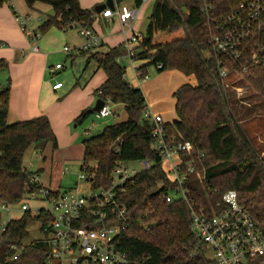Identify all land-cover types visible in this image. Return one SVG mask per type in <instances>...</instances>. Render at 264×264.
Instances as JSON below:
<instances>
[{
  "label": "trees",
  "instance_id": "16d2710c",
  "mask_svg": "<svg viewBox=\"0 0 264 264\" xmlns=\"http://www.w3.org/2000/svg\"><path fill=\"white\" fill-rule=\"evenodd\" d=\"M6 1L0 0V5ZM233 1L237 0H214L217 9ZM24 2L29 8L37 2L51 7L52 14L38 26L41 35L51 27L64 32L79 26L92 27L95 10L83 8L79 0ZM114 3H130L139 8L143 0H114ZM199 6V0H155L145 34L133 49L132 60L144 61L137 70L153 65L159 73L177 70L194 77L195 84L184 83L172 93L177 118L165 123L168 135L191 142L195 154L203 153L204 182L191 175L187 185L198 201L206 191L235 190L239 202L261 220L264 219V158L238 122L228 88L219 77L216 59L206 54L205 16ZM88 51L79 50L80 54ZM124 52L120 45L89 57L106 76L96 95L112 104H122L126 119L104 126L98 134L81 141L80 170L91 174L88 180L93 182V188H107L117 163L150 161L149 168L140 170L123 185L118 199L134 221L115 237L114 247L130 260L144 264H209L206 250L193 232L188 205L179 200L167 203L163 198L176 185L167 181L160 167L161 157L151 137L153 124L143 117L146 107L143 92L126 80L125 66L116 60ZM73 56L66 58L72 60ZM3 66L5 62L0 60V68ZM242 77L264 98L263 67L250 68ZM9 90V83L0 90V204L12 206L23 199L33 173L40 176L41 172V169L28 171L22 166L24 153L34 144H50L56 149L57 138L45 114L8 124ZM91 113H94L92 108H86L74 121L80 124ZM116 140L118 146L110 150ZM32 187L38 191L42 186ZM1 221L0 213V224ZM48 221L44 211L33 215L29 210L17 219H10L0 232V264H45L49 247L43 238L28 245H23V241L33 222L40 223L38 231L41 236L46 235Z\"/></svg>",
  "mask_w": 264,
  "mask_h": 264
},
{
  "label": "built area",
  "instance_id": "2783aa9c",
  "mask_svg": "<svg viewBox=\"0 0 264 264\" xmlns=\"http://www.w3.org/2000/svg\"><path fill=\"white\" fill-rule=\"evenodd\" d=\"M199 3V10L205 16L203 28L207 34L206 54L216 59L224 86L229 88L225 81L232 75L243 78L242 74L250 68H264V0H237L219 9L214 0H199ZM101 14L103 17L115 15L122 27L131 29L137 10L126 4L114 3V9L105 8ZM15 19L32 43H35L39 33L29 30L26 23L31 16L16 14ZM78 28L82 38L78 50L87 51L99 46L100 38L91 28ZM142 37V34L133 31L123 41L121 47L125 55L130 58L135 55L130 44H137ZM33 51H38L36 44H33ZM63 51L70 52L66 46ZM120 58L116 60L120 62ZM61 68L62 65L57 63L48 71L53 74ZM146 69L136 70L137 81L149 78ZM61 86L60 82L52 84L53 89ZM103 101V106L94 111L95 118L114 115L110 100ZM143 117L153 124L151 137L161 157L160 167L167 181L176 185L174 189H168L163 198L167 203L179 200L188 205L193 232L206 250L209 264H264V219L255 218L239 202L235 190L206 191L203 199L198 201L187 182L191 180V175L204 182L203 153L195 154L191 142L168 135L162 117L147 106ZM138 162L142 169L150 166V161ZM125 164L117 163L111 185L107 188H93V182L88 180L91 174L85 170H81L78 181H85L86 184L64 191L43 186L40 176L33 173L31 186L27 187L24 195L34 201L36 206L31 208L26 198L18 205L22 212L29 210L37 215L44 211L49 217L48 233L42 236L49 247L46 263L144 264L136 259L130 260L113 245L119 232L129 228L134 221L118 198L123 192V185L139 171L128 170L124 168ZM64 169L67 170L66 167ZM34 184H41L42 187L36 191L32 187ZM158 187H163V183H158ZM2 207L9 210L11 205L2 204ZM4 229L5 224H0V232Z\"/></svg>",
  "mask_w": 264,
  "mask_h": 264
},
{
  "label": "rangeland",
  "instance_id": "374dc122",
  "mask_svg": "<svg viewBox=\"0 0 264 264\" xmlns=\"http://www.w3.org/2000/svg\"><path fill=\"white\" fill-rule=\"evenodd\" d=\"M18 1L19 6L24 3L25 6L22 9H28L25 14L31 16V19L26 22L27 28L32 32L34 30L35 33H39L38 26L44 22L47 15L52 14L51 7L47 4L38 3L37 9H30L23 0ZM154 2L155 0L145 1L143 9L140 10L141 13L139 14V18L134 21L137 25V30L141 31L140 29L142 28L146 30L148 17L151 14ZM97 5L99 4L93 5L91 10H95ZM15 8L22 16L25 15L22 14V10H20L17 6H15ZM136 10L138 11V8H136ZM145 30H142V32H145ZM79 36L78 27L68 29L65 32L55 27H51L45 34H39V39L35 43H32L31 39L27 36L28 41H30L29 43L31 45L36 44L39 47L40 53L44 54L46 58L45 66H42V76L43 80H45L42 87L45 88V83L47 86H51L55 82H60L63 85V87L55 93L59 94L58 97H61L65 93V95L61 97V101L64 100V102H62L60 106H56L59 123L57 124L54 119H52L55 127H62V117L65 118L72 114L75 111L74 107L81 103L80 100L82 98L85 100L88 98L86 96L88 92L89 96H92L93 98L96 97L93 94V91L96 86L95 82L100 76L98 77L97 74L95 75V79L93 81H89L93 74H95L94 72L97 66L96 62L91 60L88 56L92 52L106 51V48L105 46H97L86 53L80 54L79 50H77V46H80ZM134 44L135 43L133 42L130 46L132 47ZM65 46L72 48L69 53H65L63 51V47ZM66 54L74 55L73 59L71 60L70 58H66ZM88 59L91 61L88 62ZM138 61L140 60L132 61V58L128 55H123L120 58L121 64L125 66L126 80L129 83L136 81V70H134L133 67L138 64ZM57 63H60L63 68L57 69L53 74L49 73L48 69L50 67H54ZM146 68L149 78L144 82H142V79H139V84L144 85L146 95L149 98L148 100L153 105L152 109L154 111L157 110L162 114L163 117H161L164 122L167 120L171 123L177 118L174 110V98L171 94L177 86L179 87L183 84L182 82L186 80L184 77L187 76L177 70H166L165 72L163 71L159 73L153 65ZM8 78H10L8 72L5 69L0 68V90L1 88L7 86L9 81ZM191 79L193 78L191 77ZM192 81L193 84H195V80L193 79ZM185 82L187 83V81ZM225 83L229 85V97L238 122L247 132L252 143L258 148L260 155L264 158V98L257 94V92L247 83L246 80L237 75H232L225 81ZM85 85H87L86 89ZM43 96L47 100L46 109H48L49 104L54 101L47 98L45 91ZM93 106L94 103L90 106V108ZM110 108L114 111V115L104 118H95L94 113H91L90 116L80 124H77L74 119L69 120L67 122L69 134H75L77 137V141L74 142L70 148L64 147L57 154H52L55 149H53L50 144H47V146L46 144H34L24 153L22 166L32 172L41 168L40 182L43 185L50 184L51 188L58 187L61 191H64L73 189L77 186H84V184H86L85 181H78V176L81 174L80 166L83 164V146L81 144V140L98 134L104 126L121 122L126 119V113L122 104L111 103ZM64 126L65 125H63V127ZM61 133L62 135L60 136V140H65L67 135L64 132V128ZM66 156L69 157L66 158ZM89 165L93 166L94 164L90 163ZM65 167L67 170L64 169ZM124 168L138 172L142 170L143 167L138 161H131L127 162ZM23 198H26L25 201L31 208L36 206L35 202L28 199L25 195ZM18 204L12 205L9 210H6L5 207H2V204H0V213L2 216L1 224L4 225L10 219H17L20 216L22 212L20 205ZM38 228L39 224L37 222H33L29 225V234L23 241V245H28L39 238H42ZM45 264L53 263L47 262Z\"/></svg>",
  "mask_w": 264,
  "mask_h": 264
},
{
  "label": "crops",
  "instance_id": "0c3cea01",
  "mask_svg": "<svg viewBox=\"0 0 264 264\" xmlns=\"http://www.w3.org/2000/svg\"><path fill=\"white\" fill-rule=\"evenodd\" d=\"M105 1L106 0H79V3L83 8H91L93 5L102 4ZM145 1L146 0H143V3L138 8L137 16L134 21H136L139 18V14L141 13L140 10L143 9ZM38 3L40 2L35 3L32 6V9H37ZM127 5L131 6V4H127ZM15 6H17L20 10H22L23 15L28 10L26 8L25 10L22 9L25 5L23 3V5L20 4L19 6L18 0H7L6 2H3L0 5V42L2 43V45H0V60H3L5 62L6 66L5 67L3 66L2 68L5 69L10 75V78H8L10 90H9V99H8L7 123L12 124L14 122L22 121L32 117H36L41 114H45L48 117L51 128L57 138V148L53 150L52 154H57L64 147L70 148L72 144L77 141V137L75 134L72 135L69 134V130L67 128V122L71 119H75L84 109L90 108V106H92V104L95 103L96 99L98 98L95 91L105 81L106 76L101 69L96 68L94 72L95 74H93V76L89 80V81H93L95 79V75L97 74L98 77L100 76L99 79L95 82L96 86L94 88L95 90L93 91V94L96 97L93 98L92 96H89V92H88L86 94L88 98L86 100L82 98L80 100L81 103H79L76 107H74L75 111L72 114H70L68 117L65 118L62 117L61 120L62 127L61 128L59 126L55 127L52 119H54V121L57 124L59 123V119L57 117L58 111L56 106H60V104L64 102V100L61 101V97L65 95L64 93L61 97H58L59 94H55V93L57 92V90H60L63 87V85L59 89H53L52 85L47 86L45 83L44 85L45 88L42 87L43 83L45 82L42 76V66H45L46 58L44 54L40 53L39 47H38V51H33V45L29 43L30 41H28V37H27L28 35L20 27L19 23L15 19L16 14L21 15V13L16 10ZM134 21L132 22L131 29H128L122 27V25L120 24L119 20L115 15L110 17H103L101 12H94V20L91 29L100 38L99 46L102 47L105 46L107 50L110 47L120 46L123 43V41L128 36L131 35L133 31L138 32L142 35L145 34V32H142V30L143 31L145 30L144 28L140 29L141 31L137 30V25L134 23ZM79 38H80L79 43L81 45L82 39L80 36ZM136 45H137L136 43L132 45V48L134 49ZM67 47L69 51L72 49L69 46ZM77 47L79 48V45ZM91 54L88 57H90ZM123 55H125V52L123 53ZM90 61L91 60L88 59V62ZM142 64H144V61L142 62L138 61V64L135 67H133V69L137 70V67ZM143 70L144 69H142V71ZM191 77L194 79L193 76H187L184 78L186 79L185 81H187V83L193 84L192 81L193 79H191ZM185 81L182 83L183 84L186 83ZM130 84L134 87L140 88L144 96L146 95V91H145L146 89L144 88V85L143 84L140 85L137 79L135 82ZM87 85H85V89L87 88ZM176 88L173 90V92L176 90ZM44 91H45V95H47V98L49 100L54 101L51 104H49L48 109H46L47 100L43 96ZM145 99H146V106L150 105L147 107L152 109L153 105L151 102H149L148 100L149 98L147 95L145 96ZM154 113L159 114L160 112L155 110ZM160 116H162V114ZM165 123H169V122L166 120ZM63 125L65 126L63 127ZM63 128L65 134L67 135V138L65 140H60L61 139L60 136L62 135L61 132ZM67 157L69 156H66V158ZM40 169L41 168H38L37 170ZM43 186L51 188L50 184ZM51 189L56 191H61L58 187Z\"/></svg>",
  "mask_w": 264,
  "mask_h": 264
},
{
  "label": "water",
  "instance_id": "95a60500",
  "mask_svg": "<svg viewBox=\"0 0 264 264\" xmlns=\"http://www.w3.org/2000/svg\"><path fill=\"white\" fill-rule=\"evenodd\" d=\"M105 8H110V9H114V0H106L104 3L99 4L95 7V12H101L103 9ZM104 101L101 98H97L94 106L92 107L93 111H97L98 109H100L103 106ZM119 144V141L116 140L110 147V150H113L114 148H116ZM157 191L154 193L156 194Z\"/></svg>",
  "mask_w": 264,
  "mask_h": 264
}]
</instances>
